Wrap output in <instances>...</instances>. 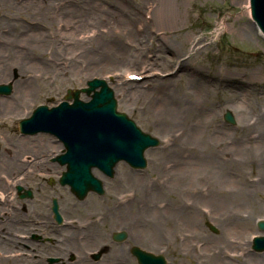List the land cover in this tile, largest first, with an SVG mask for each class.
<instances>
[{
	"label": "rangeland",
	"instance_id": "374dc122",
	"mask_svg": "<svg viewBox=\"0 0 264 264\" xmlns=\"http://www.w3.org/2000/svg\"><path fill=\"white\" fill-rule=\"evenodd\" d=\"M157 1L0 0V84L13 82L12 95L0 97V112L4 114L0 115V137H7L14 144L22 139L19 120L28 117L37 106L52 108L64 100L68 89L84 88L94 78L103 80L114 93L117 111L158 141L157 146L144 153L146 167L132 170L120 162L112 178L94 170L95 177L103 181L104 193H88L78 200L67 186L65 195H53L55 188H63L56 181L57 172L51 186L42 178L29 182L23 171L30 175L27 169L32 163L24 157L23 167L17 169L24 176L23 189L33 192L48 186L49 204L52 198L68 209L77 203L80 213H61L68 232L76 227L79 217L100 227H91L92 233L125 230L126 241L115 244L113 251L136 245L163 255L167 264H264V252L251 250L252 238L263 235L256 221L264 219V169L257 160L242 163L253 158L236 157L239 144L235 140L244 137V131L238 129L242 116L234 110L242 105L262 107L257 96L260 92L239 91V100L233 105L223 103L224 94H217L213 87L204 91L199 81L204 76H255L262 88L264 37L255 32L256 26L246 12L248 0H169V11L175 10L178 17L168 23L157 21L166 8ZM44 9V18L36 15V10L42 13ZM128 74L149 76L141 81H147L140 89L145 96L121 88L122 82L130 81ZM79 97L87 101L84 94ZM187 107H195L197 116L177 115V109ZM167 108L169 113L155 117ZM226 113L232 117L231 124L224 119ZM249 113L245 116L250 117ZM252 128L246 135L255 139L259 133L264 147V122ZM209 130H218L219 137L231 140L223 154H210L202 147V138L211 135ZM39 136L56 148L49 134ZM172 137L175 142L171 145L168 140ZM7 162V156L0 157L1 178L7 174ZM48 163L54 164L52 160ZM31 176L37 178L35 173ZM25 203L35 212L49 205L38 202L35 194L29 202L20 200L21 216ZM107 217L110 225L103 223ZM26 221L34 227L39 222L35 216ZM49 221L56 224L52 216ZM206 222L214 224L218 234L209 232ZM78 225L87 227L83 222ZM93 239L88 249L97 247L99 239ZM28 240L37 248L59 241L40 231ZM109 240L107 234L100 244ZM102 245L87 251L88 261L100 262H94L92 256ZM17 251L20 255L24 252L27 258L33 252L30 248ZM246 253L248 256L244 257ZM50 254L53 255H47ZM71 259L68 255V263L74 262ZM44 264H49L46 257ZM112 264L136 261L129 257L124 262L113 259Z\"/></svg>",
	"mask_w": 264,
	"mask_h": 264
},
{
	"label": "water",
	"instance_id": "95a60500",
	"mask_svg": "<svg viewBox=\"0 0 264 264\" xmlns=\"http://www.w3.org/2000/svg\"><path fill=\"white\" fill-rule=\"evenodd\" d=\"M250 11L252 19L264 34V0H250ZM87 85L86 94L100 87L90 102L78 101V92H75L72 105L62 103L50 110L39 107L29 120L20 124V131L24 134L49 133L63 144L66 154L56 161L66 164L67 171L60 183L68 185L80 199L89 191L103 192L101 183L92 177L91 169L96 168L111 177L113 167L119 161L126 162L133 169L144 168V150L158 143L143 134L125 116L116 113L112 91L105 82L92 80ZM9 92V86H0V93ZM225 119L232 122L229 114L225 115ZM259 227L264 229V223H260ZM210 229L214 231V228ZM254 249L264 250V238L255 239ZM132 254L138 264H165L161 256L136 248Z\"/></svg>",
	"mask_w": 264,
	"mask_h": 264
},
{
	"label": "bare ground",
	"instance_id": "6f19581e",
	"mask_svg": "<svg viewBox=\"0 0 264 264\" xmlns=\"http://www.w3.org/2000/svg\"><path fill=\"white\" fill-rule=\"evenodd\" d=\"M160 1V4L163 3L165 5L162 6H166L165 11H161L160 12V16L158 17V22H162L161 19H163L164 22L168 23L171 21H174V19L176 17H178V13L175 10H171L169 11L167 5L169 4V0H158L157 2ZM245 8H246V12L247 14L250 16V6H249V2L247 1L245 3ZM35 9V8H33ZM39 9V8H36ZM167 10V11H166ZM38 13H36V15H40L42 18H44V16L46 15V11L44 9V12L40 13L39 10H36ZM35 15V14H34ZM34 15L32 17H34ZM70 20L74 19L68 15L67 17ZM64 21V19H63ZM69 22L65 19V23L64 25L68 27ZM255 32H257L258 34H261L260 31L258 30V28H255ZM16 75V74H15ZM130 75V74H128ZM127 75V76H128ZM132 75V74H131ZM140 77L139 81H124L122 82L120 85L122 86L121 88L124 89L125 91H129V90H133L135 91L137 94L138 92L141 93L142 96H145L146 94H144L145 92H141L144 90H140L142 89V86L147 83L144 82L142 83L141 81L146 79L147 77H149L148 75H138ZM200 78V77H199ZM199 81H201L202 84V89L206 92L209 91L210 87H213V91L218 93H223V97L221 98V101H223V103H231V104H235L237 103L238 99V92L239 91H245L246 90H256V92H260V95L257 94L258 96V100L261 101L262 103V107H245V106H241V107H235L234 110L237 114H241V118H240V122L239 124L240 127L238 129H241L244 131V137L237 138L235 140L236 143L239 144L238 148L235 150H238L237 156L238 158H253L252 160H246L243 161L242 163L245 164L247 162H251L253 160H257V162H259V165L262 169H264V147H263V143L259 140V133L257 131H255L257 134V136L254 138L251 137L250 134L246 135L248 132H250L252 125L254 124H262L264 122V86L261 88L260 86L262 85H257L258 84V79L255 76H251L248 77L246 79L242 78L241 76L238 75H229V76H220V77H210L209 79L204 76L202 77ZM141 82V83H140ZM264 84V82H263ZM241 102V101H239ZM172 107V106H170ZM190 107V106H189ZM189 107L185 108V109H181L178 110L177 109V115L179 116H190L191 118L197 116L198 114V110L194 107L193 109H188ZM170 112V108H167L163 114L161 113H157V116H155L156 118H160L162 116H164L165 114ZM248 112L250 117L253 119H251L248 116H245ZM209 114L212 117V111L209 109ZM200 127V126H199ZM195 130H191L190 134H192V132H194ZM200 131L202 132V129L200 127ZM211 131V135L210 137H205L202 138L201 140V144L202 147L204 149H206V151L210 154H223L225 147L231 142V140H226L224 138H221L218 136V133L220 131H216V130H209ZM253 131V128H252ZM187 133V131H186ZM216 136V137H213ZM179 138L181 140V135H179ZM42 142L41 145L44 149V151H48L51 147L54 148L50 151L51 154L49 155H54L56 154L58 151H60L61 147L59 145H55L51 144L49 141H45V139L41 140ZM169 143L172 145L175 140L174 138H170ZM228 142V143H227ZM180 143V141H179ZM241 143V145H240ZM179 146V145H178ZM184 148H186V144H183ZM10 149L8 147H3V152L6 153L8 152V150L10 151L8 155H10L8 157V161L9 163L5 164V166H7L6 168H12L11 166L16 165L17 167H22L23 163L25 162L24 160L21 159L20 155L18 153H16V158L17 161L15 162V157L13 156V151L11 148V144L9 145ZM201 147V146H196V148ZM8 149V150H7ZM7 154V153H6ZM30 163L34 164L36 163V159H32V161H30ZM35 165V164H34ZM50 167L49 164H46ZM165 162L163 163V166H165ZM38 166V165H37ZM51 167L53 169L56 168V166L51 165ZM50 167V169H51ZM37 169H39L40 167H36ZM122 168V167H120ZM9 173L12 172L11 169H7ZM6 170V171H7ZM58 170V168H57ZM3 173V172H2ZM5 173V172H4ZM29 178L31 176H28ZM12 182H14V179H8L5 178V180H2V178L0 177V199L3 198V196H7L5 194L7 188L10 187L11 184H13ZM10 194H8L9 196ZM7 196V197H8ZM9 203V202H7ZM13 203V202H12ZM13 205V204H11ZM14 207H12L13 210ZM4 207L0 206V218H1V214H4L3 212ZM65 211H72L73 213H80L81 212V208L77 203H72V207L70 209L65 208ZM76 211V212H75ZM13 215H9L12 216L14 218H8L6 220L5 223H2V221L0 220V252L2 253L0 256V264H30L29 261L32 264H40L41 260L43 258V256L45 255V253L43 251L39 250V254H37V258L36 259H32V258H26L27 255H21L19 257H17L16 255H14L16 252H18V249H21L22 247H26L34 250L36 252H38V248L36 247V245L30 241H24L21 240L18 237V233L19 231L23 230H29V224L25 225L23 224V221L20 220V218L18 216H20L16 210L13 212ZM37 214V213H36ZM80 215V214H79ZM82 217H79L78 223L76 225L75 228H70L71 231L68 232L66 231L67 227L63 228V229H54V228H50L49 226H47V222H46V217H41V221H42V225L40 226V228L38 230L43 231L44 233H52V234H57V236H61V239L59 241L58 244H53V251H59L61 252V256H66L69 254H74L75 258L77 259V261L74 264H92V263H87L85 262L83 255L85 250H88V248L91 246L90 244L94 243V239L95 237H98V233H96L93 237L91 235V232L89 229L91 227H95L98 229H100V227H98L97 225H92L90 222H86V220H81ZM81 220V222H79ZM86 223L87 227H80L78 224L80 223ZM124 223V221H122ZM103 223H105L106 225H110V222L108 220V217L103 220ZM68 225V224H66ZM123 225V224H121ZM80 231L85 232L83 234V237L81 238V240H79V238L76 236L77 232ZM20 233H24V232H20ZM39 233V232H38ZM98 242L97 245H99ZM28 248V249H29ZM17 249V250H15ZM24 250H26L25 248H22ZM95 249V248H92ZM249 253V252H248ZM248 253L244 254L243 256H248ZM117 256V253L115 252L113 257ZM64 264H67L66 262Z\"/></svg>",
	"mask_w": 264,
	"mask_h": 264
},
{
	"label": "flooded vegetation",
	"instance_id": "af4514ba",
	"mask_svg": "<svg viewBox=\"0 0 264 264\" xmlns=\"http://www.w3.org/2000/svg\"><path fill=\"white\" fill-rule=\"evenodd\" d=\"M1 139H2L1 141L3 143V147L5 146V147H8L10 149V147H9V145H10L9 140L10 139L7 138V137H3ZM10 141H12V140H10ZM11 148H12V151L14 153L13 156L16 155V153H18V154H22V153H25V152L33 153V150H32V148L30 146L27 147L25 144H21L18 141H16L14 144H11ZM37 148H38V150L36 152L38 153V158H43L45 156V151H44L43 147L41 145H37ZM9 152L10 151L8 150V152H6L7 154L5 153L3 156L9 157L10 156V155H8ZM6 167L7 166H5V169L6 170L7 169H11L12 170L11 173H9L8 170H7V175L9 176V179H14V182H12V183H15V184L14 185L11 184L10 187L7 188V190L5 192V194L7 196H8V194H10V195L8 197L5 196L4 199H0V206H3L4 207V210H3L4 214H1V218H0V220L2 221V223H5L6 220L9 217L10 218H14V217L9 216V215H13L14 216L13 212L15 210L20 215L19 208H18L20 199H19V193H18V191H16L17 190L16 189V186H17V183H18V175H19L17 169H19V168L17 166L16 167L15 166H13V167L11 166L12 168H6ZM37 167H40V168L39 169L35 168L34 170H35V172L37 173V175L39 177L36 178V179H32L31 181H33V182L35 180L37 182L41 178H42V180H44L43 179V176L44 175H50V173H51V169L50 168H47L44 164H41V165H39ZM10 188H12L13 190H11ZM9 189H10V192H9ZM34 191H35V194H36V200L38 202H46V200H47L46 195L47 194L50 195V188L49 187L46 190L42 186L40 189H34ZM53 192L56 193V190H54ZM7 202H9V203H7ZM27 202H29V201H27ZM11 204H13V205H11ZM12 207H14L13 210H12ZM23 208H25L24 205H23ZM59 210H60V214H61L63 211H61L60 205H59ZM22 216L25 217L26 219L30 220V221H31V217L32 216H35L36 219L38 221H40V222H42L41 221V217H46V221L49 220V218H51V214L50 213L48 214L47 212H44L42 209L39 212H35L32 209H29L27 205H26L25 211L22 213ZM55 226L58 227V229L59 228L61 229V227H60L61 225H55ZM56 227H52V228L56 229ZM42 233H44V232H42ZM47 235L57 236V234H52V233H48ZM57 237H59V236H57ZM34 238H35V234H33L31 236V239H34ZM22 248H25L26 250H28V248H26V247H22ZM15 250H17V249H15ZM106 251H107V249L106 248H103V251L102 252H106ZM60 261L61 260L59 259V262Z\"/></svg>",
	"mask_w": 264,
	"mask_h": 264
}]
</instances>
